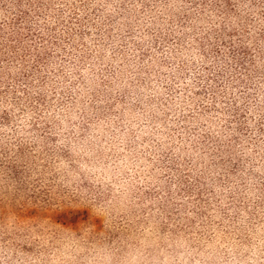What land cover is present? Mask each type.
<instances>
[{
  "label": "clouds",
  "instance_id": "9594fccd",
  "mask_svg": "<svg viewBox=\"0 0 264 264\" xmlns=\"http://www.w3.org/2000/svg\"><path fill=\"white\" fill-rule=\"evenodd\" d=\"M0 264H264V0H0Z\"/></svg>",
  "mask_w": 264,
  "mask_h": 264
}]
</instances>
